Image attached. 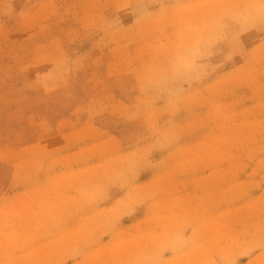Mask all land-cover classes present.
I'll return each instance as SVG.
<instances>
[{"label":"rangeland","instance_id":"1","mask_svg":"<svg viewBox=\"0 0 264 264\" xmlns=\"http://www.w3.org/2000/svg\"><path fill=\"white\" fill-rule=\"evenodd\" d=\"M0 264H264V0H0Z\"/></svg>","mask_w":264,"mask_h":264}]
</instances>
